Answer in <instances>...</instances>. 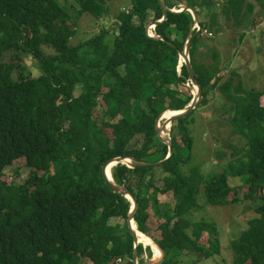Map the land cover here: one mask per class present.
I'll use <instances>...</instances> for the list:
<instances>
[{"label":"trees","instance_id":"obj_1","mask_svg":"<svg viewBox=\"0 0 264 264\" xmlns=\"http://www.w3.org/2000/svg\"><path fill=\"white\" fill-rule=\"evenodd\" d=\"M73 1L81 14L111 18L107 0ZM164 1L170 9L193 8L200 31L190 11H168L151 36L146 27L162 17L159 1L129 0L113 15V28L100 24L97 34L71 44L75 28L59 0H0V264H134V254L141 264L145 251L151 257L149 244L143 247L128 226L131 202L109 189L102 166L117 156L145 162L166 156L154 123L193 97L183 62L178 71L189 34L202 97L172 121L173 154L156 167L163 175L118 163L112 178L135 196L137 230L164 251L158 264H180L182 255L196 263L218 253L214 223L191 218L202 197L217 206L253 199L256 215L230 243L233 264H264V88L246 87L236 69L223 78L217 65L194 56L201 33H220L223 19L233 28L253 27L264 0ZM44 44L53 52L44 53ZM18 52L31 54L40 70L26 67ZM216 90L230 133L243 145L233 147L224 172L204 174L196 165L184 171L192 158L193 114ZM20 159L35 173L21 183L1 180Z\"/></svg>","mask_w":264,"mask_h":264},{"label":"rangeland","instance_id":"obj_2","mask_svg":"<svg viewBox=\"0 0 264 264\" xmlns=\"http://www.w3.org/2000/svg\"><path fill=\"white\" fill-rule=\"evenodd\" d=\"M59 2L64 5L70 15L71 24L75 28V34L71 37L70 43L77 44L97 34L101 25L113 28V15L118 9L127 7L129 0H107L111 7V18L103 17L101 21L79 13L78 5L73 0L67 2L59 0ZM252 19L254 26L246 29H243L242 26L233 28L228 21L223 19L220 33L216 35L209 32L201 33L196 41L194 56L197 62L217 65L223 78L228 77L231 69H236L246 87L261 89L264 88V30H261L260 27L264 24V9H256ZM242 32L245 36L240 41ZM112 40L113 37L109 35L107 43L110 46ZM42 48L44 53L53 52L49 45L44 44ZM18 54L23 57L22 62H25L26 67L30 70L31 68L40 70L31 54L22 52H18ZM11 56L12 52L6 54V59L10 60ZM180 61H182L181 57L179 63ZM77 86L79 88L80 83ZM215 95H212L213 100L208 105L198 107L193 114L192 158L183 167L184 171L190 170L191 166L196 165L204 174L211 171L224 172L227 169V162L232 158L233 147L243 145L241 137L230 133L229 112L225 108L224 97L217 90ZM262 103L264 104V99ZM219 153L222 156H219ZM154 168L155 178L163 175L161 168ZM34 171L26 165L25 159L15 160L6 167L1 180L21 183L30 174L35 173ZM229 182L237 185L242 183L238 177H229ZM261 193L262 191L258 190L254 196L258 197ZM252 200L251 197L250 199L244 198V201L240 203L217 206L206 203L203 197L200 198L201 207L191 212V218L197 221L205 220L210 224L214 223L219 238V250L218 253L208 258H202L196 263L192 260L194 258L182 255L180 264H233L234 252L230 243L247 227L248 220L256 215L252 210L254 203ZM184 253L189 252L185 251ZM141 258L158 260L160 254L155 256L152 252L151 257L148 258L145 251Z\"/></svg>","mask_w":264,"mask_h":264},{"label":"water","instance_id":"obj_3","mask_svg":"<svg viewBox=\"0 0 264 264\" xmlns=\"http://www.w3.org/2000/svg\"><path fill=\"white\" fill-rule=\"evenodd\" d=\"M158 1L160 3L161 8H162V17L159 20H156L155 22H153L152 24H150L146 27V30L149 31V33H150L149 35L153 36L150 28H154L159 22L166 19L168 11H173V12H178L181 10L190 11V13L194 19L193 28L196 27V30L197 31L199 30L198 29L199 28L198 16H197V14L193 8L184 5L179 10L170 9L166 6L164 0H158ZM158 38H161V37H158ZM191 38H192V34H189L187 39H186L184 49H183V51L180 52L179 57L182 58V61H180V62H183L187 67L188 79L192 85V88L195 87V90L193 91V97H192L191 101L189 102V104L187 105L186 108L181 109L179 111L167 109V110L161 112L157 116V118L155 119V123H154V127H155L157 137L168 146V152H167L166 156L161 160L153 161V162L139 161V160L134 159L132 156H117V157H113V158L108 159L102 166L103 177H104V180H105L106 184L108 185L109 189L113 192H116V193L123 195L125 198H127L131 202V208H130V211H129L128 216H127L128 226L131 230L132 235L135 237L136 240H139V242L143 245V247H145L146 245L144 243H142L140 241L139 237L137 236L136 224L134 222V215H135V212H136L137 207H138V202H137L135 196L125 186L119 185L116 182H114V180L112 178L111 169L113 166L117 165L118 163L126 164L127 166H129L131 168L157 167V166H161L173 154L172 141L170 138V129H171L172 121L188 115L192 110H194L197 107V103L199 102V100L202 97L201 87L197 83V81L194 77V73L192 70L191 63H190L189 48H190ZM180 66L181 65L178 66L179 72H180ZM169 112H171V113L167 117H164L165 114L169 113ZM151 241L154 244V246L157 247L158 250L160 251V258L158 260L147 259V260H144L143 263H141V264H158L164 258L163 249L156 242H154L152 239H151ZM150 249L152 251L151 246H150ZM133 259H134V264H136L137 263L136 254H134Z\"/></svg>","mask_w":264,"mask_h":264},{"label":"bare ground","instance_id":"obj_4","mask_svg":"<svg viewBox=\"0 0 264 264\" xmlns=\"http://www.w3.org/2000/svg\"><path fill=\"white\" fill-rule=\"evenodd\" d=\"M179 65H182V62H180ZM190 86H191V89H192L191 91H192V94H193V91L195 90V87L192 88L191 83H190ZM179 110L180 109H177V110H174V111H179ZM170 113L171 112L166 113L164 117H167ZM137 236L140 238L142 243L149 244L153 248L152 252L154 253L155 256H158L160 254V251L158 250L157 247L154 246V244L152 243V241H151V239L149 237H147L146 235H144L143 233L138 232V231H137Z\"/></svg>","mask_w":264,"mask_h":264},{"label":"crops","instance_id":"obj_5","mask_svg":"<svg viewBox=\"0 0 264 264\" xmlns=\"http://www.w3.org/2000/svg\"><path fill=\"white\" fill-rule=\"evenodd\" d=\"M264 28V24H262V26L260 27V29L262 30ZM255 29V28H254Z\"/></svg>","mask_w":264,"mask_h":264}]
</instances>
